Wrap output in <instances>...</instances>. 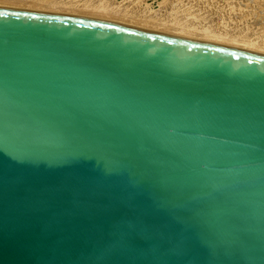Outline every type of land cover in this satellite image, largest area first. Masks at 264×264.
Wrapping results in <instances>:
<instances>
[{
  "label": "water",
  "instance_id": "95a60500",
  "mask_svg": "<svg viewBox=\"0 0 264 264\" xmlns=\"http://www.w3.org/2000/svg\"><path fill=\"white\" fill-rule=\"evenodd\" d=\"M0 264H264V53L0 6Z\"/></svg>",
  "mask_w": 264,
  "mask_h": 264
},
{
  "label": "bare ground",
  "instance_id": "6f19581e",
  "mask_svg": "<svg viewBox=\"0 0 264 264\" xmlns=\"http://www.w3.org/2000/svg\"><path fill=\"white\" fill-rule=\"evenodd\" d=\"M182 1H184L183 5H185V11L187 10L193 16L202 17L200 19L204 23L206 22L210 24H190L189 22H183L180 19L173 20L167 15L164 17L160 16L161 12L154 14L148 11L119 13L114 11L113 8H110L109 10L103 8H92V2L79 4L77 3V0H0V5L29 7L38 9L39 11H76L99 17L106 16L112 19L115 17V20H121L123 23H126L127 21L138 26L160 30L163 29L164 31L170 29L171 32L181 35L183 34L185 36L187 35L193 38H204L205 40L212 38L225 42L242 44L245 43L243 40H246L249 43L260 44L257 47L264 48V40H255L251 37L238 36V33H241V31H234L235 29L242 28L241 26L244 25L247 20H250L251 18L254 19L255 15H261L258 17L264 16V0H257L256 3H253V1L250 0L252 1L251 3H253L252 7L251 5H249V7H242L241 5H244L245 3L241 4L240 2L241 7H239L236 0H205L206 2L202 1L203 3L201 0ZM243 2L247 3L246 0H243ZM248 3L246 6H248ZM185 11H183L182 14L185 13ZM238 14H241L242 17ZM207 17L210 18L208 22L205 21V18ZM238 17H240L241 20ZM255 20L257 19L255 18Z\"/></svg>",
  "mask_w": 264,
  "mask_h": 264
},
{
  "label": "rangeland",
  "instance_id": "374dc122",
  "mask_svg": "<svg viewBox=\"0 0 264 264\" xmlns=\"http://www.w3.org/2000/svg\"><path fill=\"white\" fill-rule=\"evenodd\" d=\"M202 1H205V0H201V2ZM236 1L239 4V7H241V6L242 7H249V5H251V7H252L253 3L257 2V0H252L253 3H251L252 1L246 0L247 3L249 2L248 6H246L247 3L243 2V0H241L242 2L238 1V0H236ZM89 2L93 3L92 8H103L106 10L113 8L114 11L119 12V13H124V12L135 13L137 11H145V12L148 11V12L154 14V13L161 12L160 16L164 17L167 15L170 19H173V20L180 19L181 21L189 22L190 24H199V23L202 24V23H204L200 19L202 17L195 16V15L193 16L187 10L186 11L184 10L185 5H183L184 1H182V0H179V1H177V0H77V3H79V4H84V3H89ZM239 2L241 4H244V3L245 4L241 5ZM0 6H6V5H0ZM181 6H183L184 8ZM6 7H13V8H18V9L30 10V11H39L38 9H33V8H29V7H19V6H13V5H10V6L7 5ZM66 11H69V10H66ZM183 11H185V13L182 14ZM46 12L66 13V14H74V15H81V16H88V17H95V18L103 17L101 19H107V20L112 19V18L106 17V16L99 17V16H95V15H90L88 13H81V12H76V11L65 12V11H56V10L48 11L47 10ZM241 14H238V15H240V17H242ZM258 16H261V15H259V14L255 15L254 19L251 18L250 20H247L245 22V24L241 26L242 28L235 29L234 31L235 32L241 31V33H238V36L251 37L252 39H255V40H264V16L263 17H258ZM240 17H238V18L240 19ZM114 18L111 21H115L117 23H122L125 25H132L135 27L145 28V29H149V30L165 32V33L180 36V37H186V38H191V39H196V40H201V41H207V42H214V43H218V44H225V45L240 47V48L264 53V48L257 47L260 44L249 43L246 40H243V41H245V43L242 44V43L225 42L222 40L212 39V38L208 39V40H205L204 38H193V37H190L187 35L185 36L183 34L181 35L178 33L171 32L170 29L164 31L163 29L160 30V29H155V28L142 27V26H138V25L133 24V23L131 24L130 22H127V21H126V23H123V21L121 22V20L118 21V19H116L117 20L116 21ZM255 18L257 20H255ZM209 20H210V18H208V17L205 18V21L208 22ZM127 23H129V24H127ZM204 24H210V23L205 22Z\"/></svg>",
  "mask_w": 264,
  "mask_h": 264
}]
</instances>
